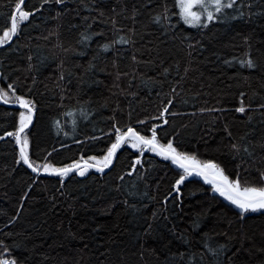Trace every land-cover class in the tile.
I'll return each instance as SVG.
<instances>
[{
    "label": "trees",
    "instance_id": "1",
    "mask_svg": "<svg viewBox=\"0 0 264 264\" xmlns=\"http://www.w3.org/2000/svg\"><path fill=\"white\" fill-rule=\"evenodd\" d=\"M16 2L0 0V34ZM41 3L26 0V7ZM174 3L52 0L21 24L0 49V88L11 83L36 105L23 134L33 160L47 158L57 167L83 162L106 152L113 123L149 136L160 125L162 143L172 139L180 151L214 161L230 179L239 174L242 185L264 184V0H236L205 20L207 27L195 28L179 20ZM122 36L128 42L115 43ZM241 101L245 113L235 111ZM165 106L168 123L152 119ZM20 111L0 104V243L7 258L18 264H264V210L241 214L194 179L173 194L179 170L151 153L141 157L122 146L109 171L84 178L69 173L63 183L32 173L17 163L15 137L5 135L18 127ZM137 157L141 164L127 175Z\"/></svg>",
    "mask_w": 264,
    "mask_h": 264
},
{
    "label": "snow or ice",
    "instance_id": "2",
    "mask_svg": "<svg viewBox=\"0 0 264 264\" xmlns=\"http://www.w3.org/2000/svg\"><path fill=\"white\" fill-rule=\"evenodd\" d=\"M52 0H42L41 6L35 9L29 10L26 7V0H18L15 3L14 8L8 13L10 26H5L0 34V46L10 42L13 37L18 35L23 22L29 21L30 17H34L36 13L42 10L43 5L51 3ZM55 4L61 5L65 0H54ZM236 0H175L174 7L177 9L179 20L189 27H207L208 22L213 21L217 18V14L222 13L225 9L234 8ZM59 14V13H58ZM169 10L165 7L163 16L165 19L168 18ZM161 15L154 17V22L159 23ZM115 25V20H113ZM87 39V37H84ZM128 41L122 36L115 43H127ZM104 50H107L108 45H104ZM243 63V62H242ZM249 68L253 67L251 59L247 61ZM174 91V90H173ZM244 93H241L243 97ZM0 103L5 105H18L21 111L19 112V124L14 132H6V136L15 137L16 144L19 148V158L17 163H23L35 173L37 176L41 174H47L49 176H57L63 178L68 176L69 173L75 172L77 175L83 177L85 173L90 169L94 168L96 172L103 173L105 169L109 168L113 164L114 158L117 156L118 150L122 146L132 149L134 152L139 153L142 157L146 152L152 153L157 157H160L164 161H170V163L179 170L177 173L178 178L175 179L172 185V190L179 196L181 186L189 177H198L203 181V184L209 185L211 191L218 194L235 208L240 210V213H247L249 211L256 212L264 210V184L261 185H250L243 184L239 179V174L235 179H230L225 171L220 167L219 164L212 160H201L196 154H190L183 152L178 149L172 139H169L167 143H162L158 138L156 128L160 125H153L151 129V135L141 134L136 128L128 126L126 130L119 127L116 123H113V132L108 135H114L115 139L107 147L106 152L97 157L95 155L88 156L86 161L74 162L72 164L57 167L47 161L45 158L44 163H37L30 157L29 154V140L26 135H22L25 129L32 123L33 111L36 107L31 99L25 98L23 95H18L16 88L13 84L7 85V90L0 88ZM172 104V100H168V105ZM264 107V105H261ZM209 111H217L218 109H208ZM169 108L165 106L160 112L159 116L152 117V119L163 120L164 124L168 121L165 118ZM203 111V110H202ZM238 113H245L246 109L241 101V106L235 109ZM175 115V113H172ZM68 115H72L69 113ZM75 123V122H74ZM139 124H145V120L138 121ZM230 134V133H229ZM3 139V137H0ZM93 139H96L93 137ZM79 143V141H77ZM233 149L237 152L240 148L236 145H232ZM244 152H249L248 147L243 148ZM141 164L139 157L132 161V171H129L127 175H132L135 171L136 165ZM261 180H264V172H261ZM123 179V177H120ZM168 200L166 196L164 202ZM0 247L4 248V252L0 254V264H18L15 258H7L9 249L7 246L0 243ZM213 254L215 252L213 251Z\"/></svg>",
    "mask_w": 264,
    "mask_h": 264
},
{
    "label": "water",
    "instance_id": "3",
    "mask_svg": "<svg viewBox=\"0 0 264 264\" xmlns=\"http://www.w3.org/2000/svg\"><path fill=\"white\" fill-rule=\"evenodd\" d=\"M13 40H14V37H13V39H12L10 42L4 44L3 46H0V49L5 48V47H8V46L13 42ZM0 104L4 105L5 107L10 108V109L21 110V109H19V106H18V105H5V104H3V103H0ZM34 119H35V113H34V111H33L32 123L28 126L27 129H25V132L28 131V130L31 128V126L33 125ZM25 132H24V133H25ZM24 133H23V134H24ZM23 134H22V135H23ZM16 145H17V144H16ZM17 148H18V146H17ZM18 151H19V148H18ZM151 154H152V153H151ZM152 155L155 156L154 154H152ZM115 158H116V157H115ZM115 158H114V160H113V164H114ZM159 158H160V157H159ZM168 162H170V161H168ZM113 164L110 165L109 168L105 169L104 172L109 171V170L112 168ZM171 165H172V164H171ZM26 167H27V166H26ZM172 167L175 168L173 165H172ZM175 169H176V168H175ZM29 170H30V169H29ZM30 171H31V170H30ZM90 171H95V169H94V168H90V169L85 173V175H84L83 177H81V176H79V175H77V177H78V178H84V177H86V176L88 175V173H89ZM95 172H96V171H95ZM104 172H103V173H104ZM72 173H75V172H72ZM34 174H35V173H34ZM39 176H40V177H46V178H49V177H57V176H49V175H47V174H41V175H39ZM188 179L198 180V181H200V182L203 183V181L200 180L198 177H189ZM188 179H187V180H188ZM207 186H209V185H207ZM209 187H210V186H209ZM173 194H176V193L173 191ZM214 194H215V193H214ZM215 195H217L218 197H220L218 194H215ZM172 196H173V195H172ZM220 198H222V197H220ZM222 199H223V198H222Z\"/></svg>",
    "mask_w": 264,
    "mask_h": 264
}]
</instances>
